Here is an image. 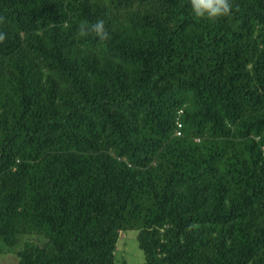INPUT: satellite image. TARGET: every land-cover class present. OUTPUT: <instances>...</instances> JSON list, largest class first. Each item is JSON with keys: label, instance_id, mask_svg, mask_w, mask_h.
<instances>
[{"label": "trees", "instance_id": "trees-1", "mask_svg": "<svg viewBox=\"0 0 264 264\" xmlns=\"http://www.w3.org/2000/svg\"><path fill=\"white\" fill-rule=\"evenodd\" d=\"M231 2L0 0V254L264 264V0Z\"/></svg>", "mask_w": 264, "mask_h": 264}, {"label": "clouds", "instance_id": "clouds-1", "mask_svg": "<svg viewBox=\"0 0 264 264\" xmlns=\"http://www.w3.org/2000/svg\"><path fill=\"white\" fill-rule=\"evenodd\" d=\"M191 11L198 21L216 22L220 18L228 17L233 12L231 0H190ZM236 10L238 6H236ZM4 18L0 17V23ZM76 35L80 38H86L94 35L99 41L106 42L111 39L108 29L103 19H97L94 22L82 20L77 27ZM7 40V33L0 32V44Z\"/></svg>", "mask_w": 264, "mask_h": 264}, {"label": "rangeland", "instance_id": "rangeland-1", "mask_svg": "<svg viewBox=\"0 0 264 264\" xmlns=\"http://www.w3.org/2000/svg\"><path fill=\"white\" fill-rule=\"evenodd\" d=\"M122 236L126 237V243L120 246V251L127 255L129 264H144V253L139 248L137 240L133 238V234L122 233ZM17 261L18 257L12 253L0 254V264H15Z\"/></svg>", "mask_w": 264, "mask_h": 264}, {"label": "built area", "instance_id": "built-area-1", "mask_svg": "<svg viewBox=\"0 0 264 264\" xmlns=\"http://www.w3.org/2000/svg\"><path fill=\"white\" fill-rule=\"evenodd\" d=\"M179 125L181 126V123H179Z\"/></svg>", "mask_w": 264, "mask_h": 264}]
</instances>
